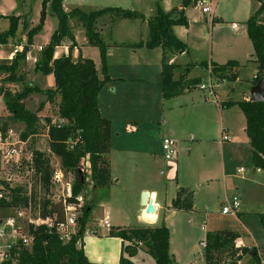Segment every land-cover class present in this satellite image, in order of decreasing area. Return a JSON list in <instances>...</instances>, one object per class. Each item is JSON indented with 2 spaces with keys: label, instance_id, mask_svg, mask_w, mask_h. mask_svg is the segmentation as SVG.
Wrapping results in <instances>:
<instances>
[{
  "label": "rangeland",
  "instance_id": "374dc122",
  "mask_svg": "<svg viewBox=\"0 0 264 264\" xmlns=\"http://www.w3.org/2000/svg\"><path fill=\"white\" fill-rule=\"evenodd\" d=\"M180 2L181 0H66L68 5L83 10L119 6L144 13H151L157 3L171 10L177 8ZM237 2L239 0H224L217 6L218 9L220 5L225 12L223 22H219L223 29L222 35L232 21L243 27L234 9ZM41 8L42 0H0V12L8 13L2 15L3 22L0 26L8 25L5 16H18L19 27H27L24 34L26 36L27 31L38 23ZM191 9L199 16L197 9L193 7ZM21 12L25 14L23 16L15 14ZM44 12L43 25L32 36L35 44L31 50L32 54L38 53L37 46L47 40L46 32L57 24L49 3L45 5ZM263 13L264 9L259 15ZM116 21L115 26L122 27L121 37L127 39L128 36V42L131 40L128 27H141L138 19L119 18ZM199 25L210 30L209 21H205L204 18H199ZM131 35L133 36L132 33ZM14 38H9L8 42L16 43ZM188 40L189 45L186 46L184 53L180 54L181 50L166 53L167 62L170 56H175L174 63L177 66L173 77L177 80L181 73H187L192 77L199 76L212 88L196 87L179 95L163 98L160 77L151 69L145 80L107 81L97 97V103L100 114L110 120L113 131L108 153L111 162V180L107 186L95 188L89 181V174L84 169L79 170L84 184L78 196L82 204H89L91 207L87 227L92 223H100L106 209L112 222L135 226L141 224L139 213L142 191L155 189L161 198L169 203L176 187L182 186L191 190L193 209L180 211L168 206L161 211L157 224L168 227L172 264H206L204 247L200 242L205 240L206 233L210 231L236 230L244 244L255 243L261 251H264V230L259 220V214L264 212V170L256 169L252 163L250 146L243 131L244 118L239 108L237 106L224 108L223 114L220 113L223 101L230 97L241 98L244 90L249 93L253 62L249 61L240 66L236 83L227 79L217 82L219 80H214L213 74L212 76L205 74L206 72L196 63H208L210 58L208 41L203 42L202 38L195 37L193 32H190ZM202 43L203 46H200ZM2 46L4 45H0V55L6 56L4 54L12 49L10 48L12 45ZM93 49L97 53V48L93 47ZM145 51L151 55V58L156 53L152 48L136 51L119 48L110 59L136 63L142 57L140 53ZM86 54H91V51ZM32 66L27 68L26 61L23 63L21 71L25 74V84L42 88L54 85L52 75L35 72ZM206 70L210 72V65ZM21 87V83L0 81L2 91L15 92ZM44 99L45 96L40 92H34L25 99L26 108L35 112L39 121L36 124V132L23 139L24 123L10 118L0 95V119L7 122L8 129L13 132L14 140H25L24 143L17 144L21 149L19 160L4 163L0 176L11 178L10 183L14 187H20L24 192H28L30 188L29 156L37 147L46 146L47 120L53 123L62 122L57 112L58 98L37 111L40 102ZM132 124L136 125L134 131L128 133L126 129H130ZM223 128L227 130L230 138L220 143ZM164 137L175 141L177 153L175 161L165 160L161 154V139ZM50 162L61 166L60 159L56 155H50ZM238 168H242V171L238 172ZM174 171L177 177L173 175ZM64 172L66 173L65 170ZM222 173H225L226 177H222ZM67 175L65 176L72 185L74 178L70 173ZM52 190L50 188L49 195L54 201H59L61 189ZM232 195H237L240 199L239 213L236 216L220 214L222 201L226 197L231 198ZM7 217H14L22 230H25L30 220L29 209L0 208V221ZM105 229L109 230L102 227L101 232ZM7 240V237L2 239L3 242ZM236 244L238 245L237 242ZM147 257L155 263L150 255L147 254ZM241 261V264H252L248 254H243Z\"/></svg>",
  "mask_w": 264,
  "mask_h": 264
},
{
  "label": "trees",
  "instance_id": "16d2710c",
  "mask_svg": "<svg viewBox=\"0 0 264 264\" xmlns=\"http://www.w3.org/2000/svg\"><path fill=\"white\" fill-rule=\"evenodd\" d=\"M193 1L181 0L179 9L172 8L168 12L156 5L154 13L147 18L146 40L144 43H138V46L144 45L150 49L162 48L160 85L163 98L179 95L200 83L198 77L186 79V73L179 74L178 79L175 80L173 75L177 65L167 62L165 56L167 51L186 48L185 43L176 37L172 27L187 23L184 8L190 6ZM62 2L63 0H42L39 21L27 31V45L20 51H16L8 62H0V81L22 84L21 89L15 92L2 91L0 88V95L10 118L24 123L23 139L36 132V124L39 121L37 114L27 109L24 104V100L34 92H40L45 96L37 111L43 108L45 102L52 103L55 98H58V116L64 120L61 123L47 120L48 146L51 153L37 149L31 152L32 172L29 175V191L24 192L20 187L12 188L9 199H0V208L25 207L29 209L31 219L51 218L53 223L63 220V205L60 201L51 199L49 195L51 154L60 159L62 169L66 171L65 175L70 173L74 178L72 195L67 198L68 202H78L76 196L81 192L84 184L78 167L85 157L89 162L88 178L93 187H105L111 180L108 159L111 122L100 114L97 103V97L103 85L110 80L106 63L107 45L97 29L98 19L109 14L113 19L144 20L141 13L121 7L108 6L93 10L73 7L66 11ZM47 3L57 19V25L49 41L41 47L34 71L44 75L52 74L54 88L42 89L36 85L25 84V74L21 70L26 59V48L31 44L32 36L43 25ZM263 9L262 3L245 22L256 63L253 84L264 77V23L257 20ZM2 17L0 14V19ZM5 17L8 19V26L5 30H0V45L7 44L8 39L16 35L19 27L18 16ZM71 20L82 28L87 44L98 48L101 78L91 58L82 57L80 54L73 58L71 50L76 43ZM65 40L70 42L68 53L54 57L55 48ZM198 65L204 69L210 65V73L218 80L234 81L237 76V65L232 61L224 64L201 62ZM185 70L187 72V69ZM233 105L240 109L245 118L244 131L250 146L252 163L255 168L264 170V100L241 99L221 103L223 108ZM8 128L7 122L0 119V130L5 132ZM192 205L191 193L187 189L178 188L175 198L171 201V207L188 211L191 210ZM80 210L81 213L76 221V233L68 241L63 242L60 239L54 225L48 227L45 224L29 222L27 231L31 237V243L25 245L20 240L16 241L7 250V258L1 260L0 264H10L13 260L17 264H102L88 260L84 253L82 239L89 222L91 207L83 203ZM259 220L264 230V212L259 214ZM107 235L119 237L124 242L118 264H136L130 258L139 249H143L150 255L155 264H172V256L169 252V230L164 224L111 226ZM238 237V233L231 229L207 232L204 246L206 264H235L241 258L238 255L239 252L248 254L252 264H259L256 249L237 245Z\"/></svg>",
  "mask_w": 264,
  "mask_h": 264
},
{
  "label": "crops",
  "instance_id": "0c3cea01",
  "mask_svg": "<svg viewBox=\"0 0 264 264\" xmlns=\"http://www.w3.org/2000/svg\"><path fill=\"white\" fill-rule=\"evenodd\" d=\"M196 1L197 0H194L190 6L184 8V17H185L187 23L174 25L172 27L174 34L176 35V37L178 39H180L182 42H184L186 46L189 45L188 38H189L190 32H193V35L195 37H198V36L201 37L203 42H205V40H207L209 43V50H210V52H209L210 58L208 60V63L212 62V63H217V64H224L228 61L234 62L237 65L236 66L237 76H236V79L233 81L234 83H236L237 79L239 78L240 66L245 65L249 61L253 62L254 68L252 70V76H251L250 85H249V87L251 88V86L253 85L252 81H253V78L255 77V73H256V63L254 62L253 45H252L251 40L248 37L245 22L251 16V14L261 6L262 3L264 5V0H239V2H237V5L234 7V9H236V14H238V17H239L243 27H239L237 22L232 21V22H230L229 27L225 28V32L223 35H222L223 29H222L221 25L219 24V22H223V17L225 16V12L222 11L220 5H219L218 9H217V6L220 2H223L224 0H205L208 3V6L211 8L210 13H203L198 7L195 6ZM62 5H63L64 10H66V11L75 7V6L68 5L66 3V0H63ZM156 5H158V3ZM180 5H181V2L179 4V6L177 7L178 9L180 8ZM112 7H119V6H112ZM155 7H154V9H155ZM192 7L198 10L199 16L195 15V13H193L191 11ZM154 9L152 11L150 10L151 13H144L142 11H140V12L137 11L138 13H141L144 16V20L138 19L141 22V27H128L129 29L127 31H129V37L131 36V40L129 42L127 40L128 39L127 35H126L127 39H124L121 37L122 29H120V28H122V27H116L115 26L117 24V21H116V19H113L112 16L107 14V15L102 16L101 18L98 19L97 29L100 32V35L102 36L104 43L107 45L106 63H107V73H108V76L110 78V80H109L110 82L111 81L122 82V81H125L127 79L145 80L147 77L146 75H147V73H149L150 69L152 71L157 72V75H159V77H161L160 74H161V63H162V48H160V47L152 48V51H156L155 55H153L152 58H151V55L147 51L140 53L142 55V57H140L139 61H136V63H132L131 61H124V62L119 61V62H117L114 59H110L113 56L115 50H117L119 48H127V49H130L132 51L142 50L143 48H147L144 45L138 46V43L139 42L144 43L146 40L147 18L150 17L154 13ZM161 9L165 12L170 11V9H168V8L161 7ZM134 11H136V10H134ZM0 14L6 15L8 13L0 12ZM15 14L23 16L25 13L21 12V13H15ZM204 14H206V15H204ZM199 18H201V19L204 18L205 21H207V20L209 21L210 30H208V27H204V26L199 25ZM1 22H3L2 19L0 20V23ZM115 22H116V24H115ZM70 23H71V26L73 27L74 39H75V43H76V46H74L71 50L73 57L75 58L77 55L80 54L82 57L91 58L96 65L98 76H99V78H101L102 77L101 63H100V55H99L98 48L95 47V48H97V53H96L95 49H93L94 46L87 44V39L84 35L82 28L77 26L74 23V20H71ZM233 23H235L237 25L235 28L231 27V24H233ZM56 25H55V27L51 28L48 32H46L47 40H45V42H43L42 44H39L37 46V52H38L37 54L31 53V50L33 49V47L35 45L33 43L34 41L31 40V44L29 46H27V48H26L27 52H26L25 61H26V65L28 66L27 68H29L32 65H33L32 68H34L35 62L38 59L39 54H40L39 46L43 47L49 41L50 35L53 32V30L56 28ZM7 26L8 25L0 26V30H5L7 28ZM191 28H192V30H191ZM26 29H27V27L26 28L25 27L24 28L18 27L20 34L18 35L19 31L17 30L15 38L13 37L15 39L16 43L11 44V42L9 41L6 44V45H8V44L12 45V46H10V48L12 47V49L9 48L10 50H7V53L4 54L6 56L0 55V60H1L0 62H8L10 60V57L12 58L13 54L16 51H20L25 45H27V39H26V36L24 35ZM131 33L133 34V36L131 35ZM123 35H125V34H123ZM220 35H222V36H220ZM12 43H13V41H12ZM69 44H70V42L65 40V41H63V43L60 46H57L55 48V51H54V57H59L63 54H67ZM6 45H4L2 47H6ZM200 46H203V43ZM7 47H9V46H7ZM90 47H92V48H90ZM2 49H5V48H2ZM89 50L91 51V54H86V52H88ZM184 51H185V49L181 50L180 54L184 53ZM165 56H167V55H165ZM169 59H170L169 63L175 62L174 61L175 60L174 55L170 56ZM196 63H199V62H196ZM201 68L206 72L205 74L208 73L209 76H212L211 73L209 72V70H206L207 68L206 69H204L203 67H201ZM187 72H188V70H187ZM48 75H52V74H48ZM212 77L214 78V80H216V81L218 80L215 76H212ZM192 78H197V77L189 76L186 73V79H192ZM198 78L200 79L199 84L205 83V81L202 78H200L199 76H198ZM209 80L211 82L210 78H209ZM223 80H225V79H223ZM223 80H219L217 82H221ZM159 83H160V78H159ZM199 84H197L196 86H194V87H192V88H190L184 92L190 91L196 87L199 88ZM40 88H42V87H40ZM46 88H54V85L48 86ZM42 89H45V88H42ZM241 99H250V90H249V93H246V91L244 90V92H242L241 98L230 97L228 100H241ZM225 101H227V100H225ZM47 103L48 102L45 103L44 107L47 105ZM24 104H25V100H24ZM234 106H236V105H233L231 107H234ZM231 107H229V108H231ZM229 108H226V109H229ZM239 111H240V109H239ZM223 112H224V108L222 107V109L220 110L221 115L223 114ZM240 113L242 114L241 111H240ZM242 116L244 118L243 114H242ZM135 126H136L135 124H132L129 127L130 129H126L127 132L133 133ZM244 128H245V118H244L243 131H244ZM224 130H221V131L226 132V134L228 135L227 130L226 129H224ZM112 135H113V131L111 130L110 144H111V140H112ZM23 141H25V140H23ZM23 141H21V142L24 143ZM109 166H111L110 160H109ZM256 169H259V168H256ZM240 171H242V168H238V172H240ZM173 175L176 176V171H174ZM110 177H111V169H110ZM222 177H226V174L222 173ZM178 188H184V187L178 186V187H176V189H174V192H173L174 194H173V196H171L169 203H167L163 198H161V196L158 194L157 190H155V189L148 190L149 195L153 200V205L155 206V213L152 217H149L148 214L145 213L144 208L141 207V212L139 213V218H141V224L140 225H158L157 223H158L161 211L168 206H169V208H171L173 210H178V209L171 207V201L175 198ZM184 189H187V188H184ZM187 190L191 193L192 203H193V192L189 189H187ZM226 199H227V197L222 201V205L225 203ZM192 209H193V205H192L191 210ZM180 211H182V210H180ZM220 214H222V213L220 212ZM222 215H225V214H222ZM105 217H107V219L110 223V226H125L122 224H116L115 222H112L111 217H110L107 209L105 211V215L103 218H105ZM131 226H133V225H131ZM102 227H104V226H95L94 223H92L91 226L87 227V229L89 231L84 234L83 239H82V247H83L84 253H85L86 257L88 258V260H90L92 262H98V263H102V264H118L119 263V257L122 253V245L124 244V242H122V239H120L119 237L108 236L107 235L108 229H105L103 232H101ZM99 228H100V230H99ZM231 230H233V229H231ZM234 231H236V230H234ZM236 242L240 246L242 245V246H247V247H254V248L260 250L259 247L255 243L251 244V245L244 244L241 241L240 236L237 238ZM130 259L133 262H135L136 264H155V263H152L148 259L147 253H145V251L143 249H139L137 251V253L134 256H132Z\"/></svg>",
  "mask_w": 264,
  "mask_h": 264
},
{
  "label": "built area",
  "instance_id": "2783aa9c",
  "mask_svg": "<svg viewBox=\"0 0 264 264\" xmlns=\"http://www.w3.org/2000/svg\"><path fill=\"white\" fill-rule=\"evenodd\" d=\"M195 6L198 7L203 13H210L211 8L208 6V3L205 0H197ZM237 25L235 23L231 24L232 28H235ZM41 49V46H39ZM11 59V57H10ZM211 88V85H208ZM206 83L199 84V88L205 89L208 87ZM64 120L62 119V122ZM61 123V122H57ZM46 146L41 148L37 147V150L45 151L46 153H51L49 146H48V136ZM230 136L226 134V132L221 131V139L220 142L223 140H228ZM18 143H22L20 140L13 138V132L11 129H7L5 132L0 130V173L2 170V166L5 163L9 162H17L19 160L21 149L17 145ZM161 149H162V156L165 160L168 161H175L176 159V149H175V141L170 139L169 137H164L161 139ZM53 155V154H51ZM31 160L32 154H30L28 162H29V169L32 172L31 168ZM51 164V191L52 189H61V197L60 202L63 205V220L58 221L56 223L52 222L51 218L41 219H31L29 218V222H33L34 224H45L48 227L54 225L60 239L65 242L68 241L75 233L77 228V217L80 215V207L82 203L80 202V197L76 196L77 203L75 202H68L67 198L72 195V185L67 180L65 176V172L61 166L56 164ZM82 166V167H80ZM89 162L87 157L81 160L78 169L82 171L83 169L85 172L89 174ZM11 178L9 177H1L0 176V199H9L10 190L14 188V186L10 183ZM52 199V197H51ZM240 210V199L238 196L233 195L231 198H227L225 203L222 205L220 212L225 215L236 216ZM28 222V223H29ZM95 224V223H94ZM95 226H104L106 228H110V223L107 217L103 218L101 223L95 224ZM89 230L86 228L85 233ZM24 232V233H23ZM4 237H7V241H2ZM20 240L25 245H29L31 243V237L28 234L27 228L22 230V227L18 224L17 220L14 217H7L3 221H0V261L7 258V250L13 245L16 241ZM200 244L204 247L205 240L201 241ZM256 249V248H255ZM257 258L259 260V264H264V251H260L256 249ZM240 257L243 255L241 252L238 253ZM241 258L238 259L235 264H241ZM10 264H17L15 260H13Z\"/></svg>",
  "mask_w": 264,
  "mask_h": 264
},
{
  "label": "water",
  "instance_id": "95a60500",
  "mask_svg": "<svg viewBox=\"0 0 264 264\" xmlns=\"http://www.w3.org/2000/svg\"><path fill=\"white\" fill-rule=\"evenodd\" d=\"M258 22L264 23V13L257 18ZM250 100L263 101L264 100V77L260 78L250 88ZM140 205L144 208L146 214H154L155 206L148 191H142L140 195Z\"/></svg>",
  "mask_w": 264,
  "mask_h": 264
},
{
  "label": "bare ground",
  "instance_id": "6f19581e",
  "mask_svg": "<svg viewBox=\"0 0 264 264\" xmlns=\"http://www.w3.org/2000/svg\"><path fill=\"white\" fill-rule=\"evenodd\" d=\"M154 214H148L149 217H152Z\"/></svg>",
  "mask_w": 264,
  "mask_h": 264
}]
</instances>
